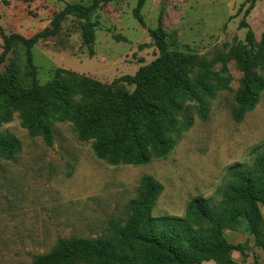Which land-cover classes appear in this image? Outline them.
<instances>
[{"label": "rangeland", "instance_id": "obj_1", "mask_svg": "<svg viewBox=\"0 0 264 264\" xmlns=\"http://www.w3.org/2000/svg\"><path fill=\"white\" fill-rule=\"evenodd\" d=\"M92 0H0V27L4 34L25 38L53 28V18L65 4L88 6ZM137 0H111L91 16L94 25L92 54L82 44L83 22L67 16L58 32L32 49L12 44L1 75L16 77L21 89L31 87L32 67L39 86L69 73L91 79L111 91L132 92L133 86L114 82L133 76L158 57L147 30L132 16ZM244 4L242 12L237 14ZM250 0H146L141 10L149 29L161 27L170 50L192 52L208 59L225 54L234 43L245 42V19L256 41L264 31V0H256L245 18ZM2 40L0 35V52ZM263 53L243 63L231 59L215 64L202 79L221 84L209 101L207 119L194 112L193 125L178 139L164 159L146 165L112 166L98 160L92 141L81 142L73 125L53 123V144L30 137L18 113L0 125V131L19 141L20 151L11 161L0 160V264H31L33 255L49 252L59 238H94L103 235L109 222L121 223L125 205L135 197L139 179L151 175L163 191L153 217H182L196 196L217 201L234 165L248 166L264 150ZM249 79L256 82L259 100L241 122L232 117L234 96ZM264 220V207L260 206ZM235 264H264V252L244 221L225 231ZM201 264H214L202 262Z\"/></svg>", "mask_w": 264, "mask_h": 264}, {"label": "trees", "instance_id": "obj_2", "mask_svg": "<svg viewBox=\"0 0 264 264\" xmlns=\"http://www.w3.org/2000/svg\"><path fill=\"white\" fill-rule=\"evenodd\" d=\"M111 0H92L88 6L65 4L53 18V28L25 38L6 35L2 40L0 65L12 44L31 49L40 41L55 35L60 20L71 16L83 22L82 44L92 54L94 25L91 16ZM146 0H137L133 18L147 30L158 51V57L114 82L133 86L132 92L111 91L91 79H79L72 73L65 80L55 76L39 86L32 67L31 87L21 89L13 75L0 74V125L9 122L17 112L20 125L30 137H40L47 146L53 144V123L73 125L81 142L92 141L94 156L112 166H143L164 159L174 149L180 136L193 125L196 114L205 121L209 101L221 84H208L202 77L217 63L237 59L243 63L263 53L264 31L257 42L245 19V42L229 46L225 54L211 59L192 52L170 50L161 27L147 28L141 10ZM250 0L244 18L253 9ZM242 4L237 14L242 12ZM259 100L256 82L248 83L234 96L232 117L239 123ZM20 151L19 141L0 131V160L11 161ZM163 186L151 175H143L137 193L124 207L121 223L109 222L106 232L94 238H59L47 253L32 256L31 264H235L233 251L244 253L241 245L229 244L225 231H234L244 221L250 234L264 252V150L256 153L248 166L234 165L227 173L225 186L218 190L217 201L196 196L186 205L182 217H153L152 210Z\"/></svg>", "mask_w": 264, "mask_h": 264}]
</instances>
